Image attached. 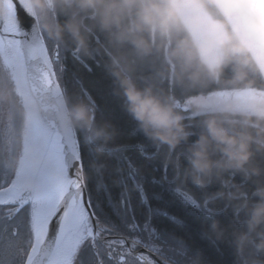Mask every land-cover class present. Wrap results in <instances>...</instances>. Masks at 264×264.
<instances>
[{
	"label": "clouds",
	"instance_id": "clouds-1",
	"mask_svg": "<svg viewBox=\"0 0 264 264\" xmlns=\"http://www.w3.org/2000/svg\"><path fill=\"white\" fill-rule=\"evenodd\" d=\"M34 19L50 37L69 39L84 55H92L98 44L108 56L106 68L125 99L127 111L140 130L159 146L174 150L192 134L178 100L157 91L151 83L140 87L134 78V66L153 52L162 55L169 75L178 83L195 86L203 77L217 78L229 63L236 77L243 78L249 60H241L239 43L225 47L222 55L209 62L188 31L182 0H27ZM60 16H64L63 22ZM227 113V115H225ZM65 118L77 123L95 137L107 134V125L95 127L94 112L87 103L65 102ZM257 150L264 149V101L250 110L226 106L205 113L202 131L186 151L187 167L183 180L190 179L200 188L220 180L221 190L206 196L205 203L224 199L233 209V224L221 227L213 221L211 230L219 239L228 233L232 264H264V184L251 193L242 185L222 179L224 173H242L246 178L259 176L258 167H249ZM185 264H203L199 253L188 254Z\"/></svg>",
	"mask_w": 264,
	"mask_h": 264
},
{
	"label": "trees",
	"instance_id": "trees-1",
	"mask_svg": "<svg viewBox=\"0 0 264 264\" xmlns=\"http://www.w3.org/2000/svg\"><path fill=\"white\" fill-rule=\"evenodd\" d=\"M199 1L211 16L221 19L225 25L226 38L221 43V55L224 48L230 47L233 43H239L242 46L243 50L237 55L241 60H249L251 65L244 69V77L238 79L234 71L235 65L229 63L215 79L203 77L198 84L190 86L187 81L180 84L171 77V88H169L167 65L162 55L153 52L136 60L133 74L138 85L143 87L146 83H151L155 90L162 91L165 95L170 94L171 91L180 105L189 96L205 94L217 89L264 88V76L261 70L250 51L240 42L229 22L212 0ZM64 19V16H60L61 22ZM37 22L49 53L54 45H57L58 59L52 64L65 102L71 105L84 101L94 112V126L107 125V134L95 137L91 131L73 123L79 145L82 173L91 198L97 200L103 196L100 195L102 193H95L96 190H109L110 192L134 188L129 177L131 175L134 181L148 192L160 191L161 199L151 197L154 199L151 202L153 207L151 213L148 211L145 214L142 213V209H139L141 217L151 216L152 229L155 230L157 237H163L168 229L172 231V235L178 230L176 222L163 217V212L182 216L187 222L182 230L188 240L192 238L198 247L213 251L216 264H232V247L228 242V233L225 232L223 237L218 239L211 230L214 220L219 221L221 227L233 224V209L231 206H226V200L217 199L208 203V206L215 210L211 216L205 217L200 213L198 216H191L189 211L176 200L175 193L166 192L173 185L192 192L198 198H206L207 195L221 190L220 180L215 178L213 183L206 188L197 187L190 179L183 180L184 169L187 167L186 151L189 145L198 138L202 131L205 113L209 111L190 112V109L182 108L186 117L184 123L192 134L170 152L167 146H159L148 138L140 130L138 122L127 111L122 92L106 68L108 56L103 48L98 47L99 42L104 40L103 35H96L93 41L95 50L92 55H84L67 37L64 41L55 40L40 26L38 19ZM3 85L4 88H8L7 91L14 105L8 116V122L0 124V174H5V178L0 179V188L7 185L14 175L21 151L24 119L19 97L15 96L10 89L7 70L0 57V86L3 88ZM105 148L112 150L107 151L104 150ZM253 152L249 167H258L259 176L246 178L239 172L235 175L226 172L222 176L223 180L229 181L232 185H242L248 193H251L258 184H264V149L257 150L256 145H253ZM166 161L165 174L167 178L174 179L172 184H167L163 178V167ZM151 178H155L158 182H152ZM106 196L110 197V194ZM100 203L106 204L105 202ZM2 219L0 217V264H24L32 242L29 212L26 211L21 218L17 219L18 225L16 223L6 225ZM218 253L221 255L219 256Z\"/></svg>",
	"mask_w": 264,
	"mask_h": 264
},
{
	"label": "water",
	"instance_id": "water-1",
	"mask_svg": "<svg viewBox=\"0 0 264 264\" xmlns=\"http://www.w3.org/2000/svg\"><path fill=\"white\" fill-rule=\"evenodd\" d=\"M7 1L10 9L8 28H6L7 23L3 8L5 0H0V57L7 70L10 89L15 96L19 97L21 103L16 77L19 81L22 79L31 97L44 138L49 139L51 133L55 134L59 144L60 158L63 162V167L58 173L59 178L56 182L54 181L58 190L45 218L42 234L35 239L32 233L31 246L24 262V264H44L58 240L61 223L69 208L75 207L78 203L81 204L86 213L85 228L87 230V225L95 228V219L88 201L75 129L73 123L65 118V99L52 64L58 59L57 45H54L53 50L49 53L37 19H34L23 0ZM26 18L30 20V24L25 23ZM12 53L17 54L21 61V68L17 75L15 74V67L9 59V55ZM73 54H76V50L73 51ZM169 88H171L170 75ZM170 95H172L171 91ZM21 106L24 111L21 135L22 150L25 109L22 103ZM46 139L42 140L45 150L48 148ZM12 179L13 177L7 185L0 188V195H6L5 200L0 202V205H14L9 218L24 206L31 205L32 194L31 178H26L14 189L10 188ZM87 230L84 229L82 238ZM78 242L79 240L72 250L68 264H71V257Z\"/></svg>",
	"mask_w": 264,
	"mask_h": 264
},
{
	"label": "flooded vegetation",
	"instance_id": "flooded-vegetation-1",
	"mask_svg": "<svg viewBox=\"0 0 264 264\" xmlns=\"http://www.w3.org/2000/svg\"><path fill=\"white\" fill-rule=\"evenodd\" d=\"M91 144L94 146L92 142ZM106 149H108L107 151L112 150L109 148H105L104 150ZM166 164L167 161L163 167V178L167 184H172L174 179L167 178L165 174ZM129 177L134 186L132 189H119L110 192L109 190H96L95 193H102L100 195H103L97 200L91 198L90 191L89 193L87 191L89 205L95 219V228H91L87 225L88 230L76 245L70 263L119 264L120 258L127 252L125 241L133 237H139L150 246L163 249L162 256L165 260V264H185L187 255L195 253L200 254L203 264H216L215 253H213V251H207L204 248L198 247V244H194L192 238H189L190 243L185 237L182 228L187 225V222L182 216H175L166 211L162 213L163 217L176 222L178 230L175 231L174 235H172V231L168 229L165 231L163 237H157L155 230L152 229L151 223L148 226L147 234L129 231L131 221L129 220L126 223L124 217L130 216V214L134 212L137 221H139L140 224H144L147 216L143 215L141 217L139 215V209H142V213H148V209L142 204L140 194L136 190L135 186L138 184L131 175H129ZM151 181L158 182L155 178H151ZM166 192L175 193L177 195L176 200L181 203L183 208L189 211V215L191 216H198V213H200L207 217L215 212V210L208 206V203H205V198H198L188 190L172 185ZM107 194H110V197H107ZM144 194L148 198L150 204L154 199L160 198V191L154 193L153 191L148 192L144 189ZM151 197L154 199H151ZM100 202H105L106 204H101ZM108 202H111L114 208L119 209V217L113 215L112 210L108 207ZM13 206L12 204L0 205V217L3 218L2 222L6 225H11V223H16V225H18L17 219L21 218L26 211L29 212L30 210V205L24 206L15 215L9 218ZM13 227L15 228L16 226L14 225ZM218 254L219 256L221 255L220 253Z\"/></svg>",
	"mask_w": 264,
	"mask_h": 264
},
{
	"label": "rangeland",
	"instance_id": "rangeland-1",
	"mask_svg": "<svg viewBox=\"0 0 264 264\" xmlns=\"http://www.w3.org/2000/svg\"><path fill=\"white\" fill-rule=\"evenodd\" d=\"M212 1L229 22L240 42L250 51L264 76V0ZM182 2L187 5L183 12L193 41L199 47L201 55L209 62H214L221 55V43L226 38L224 23L221 19L211 16L199 0ZM7 89L4 85L3 88L0 86L1 125L8 122L14 105ZM259 101H264V88H224L189 96L181 107L190 109V112L222 110L229 105L239 110H250L257 106ZM20 154L21 151L19 156ZM4 178L5 174H0V179Z\"/></svg>",
	"mask_w": 264,
	"mask_h": 264
},
{
	"label": "bare ground",
	"instance_id": "bare-ground-1",
	"mask_svg": "<svg viewBox=\"0 0 264 264\" xmlns=\"http://www.w3.org/2000/svg\"><path fill=\"white\" fill-rule=\"evenodd\" d=\"M23 1L27 5V0ZM3 8L5 22L7 23L6 28H8L10 9L7 0H5ZM9 59L13 63L15 74L17 75L21 68L20 58L17 54L12 53L9 55ZM16 80L21 103L25 109V123L22 150L10 188H16L26 178L32 179L29 214L32 233L37 239L42 234L45 218L56 197L58 187H55V182L59 178L58 173L63 167V162L60 158L59 144L55 134L51 133L48 137L49 139L44 138L25 84L22 79L19 81L18 77H16ZM45 139L48 142L46 150L42 143V140ZM53 184L54 186H52ZM5 198V194L0 195V202L4 201ZM85 215L86 213L80 203L67 210L61 223V232L58 240L44 264H68L69 255L85 229Z\"/></svg>",
	"mask_w": 264,
	"mask_h": 264
},
{
	"label": "snow or ice",
	"instance_id": "snow-or-ice-1",
	"mask_svg": "<svg viewBox=\"0 0 264 264\" xmlns=\"http://www.w3.org/2000/svg\"><path fill=\"white\" fill-rule=\"evenodd\" d=\"M26 24H30V20L26 18ZM136 190L140 194L141 202L149 213L152 212V206L148 201V198L144 194V189L141 185H136ZM108 207L112 210L113 215L119 217V209L114 208L111 202H108ZM158 211V210H157ZM125 222L131 221L129 231L148 233V226L151 223V216L145 219L144 224H140L137 221L134 212L130 216L124 217ZM127 252L123 254L119 260V264H165V260L162 256L163 249L155 246H150L147 242L142 241L139 237L130 238L125 241Z\"/></svg>",
	"mask_w": 264,
	"mask_h": 264
},
{
	"label": "crops",
	"instance_id": "crops-1",
	"mask_svg": "<svg viewBox=\"0 0 264 264\" xmlns=\"http://www.w3.org/2000/svg\"><path fill=\"white\" fill-rule=\"evenodd\" d=\"M201 112H203V111H201Z\"/></svg>",
	"mask_w": 264,
	"mask_h": 264
}]
</instances>
